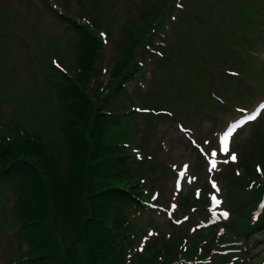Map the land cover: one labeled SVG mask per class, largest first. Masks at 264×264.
Instances as JSON below:
<instances>
[{"label": "rangeland", "instance_id": "rangeland-1", "mask_svg": "<svg viewBox=\"0 0 264 264\" xmlns=\"http://www.w3.org/2000/svg\"><path fill=\"white\" fill-rule=\"evenodd\" d=\"M58 13L102 37L93 96L139 40L141 68L106 104L123 117L105 138L134 154L132 182L143 178L147 204L129 213L143 263H174L180 246V257L202 264H264V0H0V139L61 138L56 75L79 36ZM257 109L220 151L224 133ZM15 198L14 188L0 192V264L25 248Z\"/></svg>", "mask_w": 264, "mask_h": 264}, {"label": "trees", "instance_id": "trees-1", "mask_svg": "<svg viewBox=\"0 0 264 264\" xmlns=\"http://www.w3.org/2000/svg\"><path fill=\"white\" fill-rule=\"evenodd\" d=\"M59 18L79 36L69 71L56 75L67 117L61 138L29 139L24 132L23 138L0 139V192H16L13 220L18 244L25 247L15 263L144 264L129 218L148 201L139 188L143 178L132 182L127 146L105 138L122 116L106 112V104L125 91L141 68L133 62L139 40L112 69L105 90L93 96L101 40L71 17ZM178 251L174 263L164 261L178 264Z\"/></svg>", "mask_w": 264, "mask_h": 264}, {"label": "snow or ice", "instance_id": "snow-or-ice-1", "mask_svg": "<svg viewBox=\"0 0 264 264\" xmlns=\"http://www.w3.org/2000/svg\"><path fill=\"white\" fill-rule=\"evenodd\" d=\"M233 75H236V74H233ZM261 107H264V106H261ZM258 115H259V109L252 112L251 114L247 115L243 119L239 120L235 125H233L231 128H229L228 131H226L224 133V135L220 138V151H222L225 154H228L229 153V137H231L233 132L236 131V129L239 128L241 125H244L249 121L256 120ZM207 155H209L210 157H213V159H211L209 162V168H208V171L212 172L213 170H215L217 168V161H216V159H214V157L217 156V152L215 150L210 149ZM230 158H231V161H233V162H235L238 159L237 155L234 152L231 153ZM224 163H228V161L225 160ZM212 187L214 189H216L217 193L220 191V189L218 188L217 184L214 181L212 182ZM212 202L214 205H217V206L222 204V201L220 199H217L216 195L212 196ZM174 207H175V205H173V208ZM220 216L227 219L229 216V213L228 212H222V213H220ZM149 235H151V233Z\"/></svg>", "mask_w": 264, "mask_h": 264}]
</instances>
